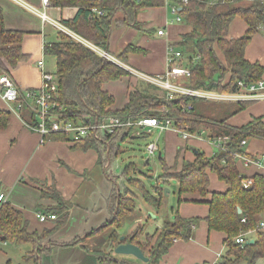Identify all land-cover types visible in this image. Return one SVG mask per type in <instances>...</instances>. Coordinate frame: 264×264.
<instances>
[{
  "label": "trees",
  "instance_id": "16d2710c",
  "mask_svg": "<svg viewBox=\"0 0 264 264\" xmlns=\"http://www.w3.org/2000/svg\"><path fill=\"white\" fill-rule=\"evenodd\" d=\"M178 8L182 23L190 31L182 36L179 47L189 46L188 56H183L190 69V76L186 86L191 89L214 90L218 94H234L241 89L238 82L245 86L262 80L264 69L258 63H250L244 57V52L252 37L264 27V0H249L243 5V0H189L182 4L180 0H171ZM153 5H163L151 0H49L48 7L77 8L76 17L70 22H61L73 34L88 41L97 48L106 51L109 35L113 26L133 25L137 27L136 15L138 10ZM104 13L98 15L92 10ZM122 12L123 18L116 19V13ZM98 15V16H97ZM239 17L247 26L245 34L237 39H227L231 21ZM23 34L8 31L4 28L2 10L0 8V72H6V65L10 69L19 63L27 61L22 53L21 42ZM59 41L47 43L43 46V53L56 59L55 82L57 92L52 98L56 107L52 113L62 114V120L73 124L86 123L99 117L132 116V117H169L190 132L205 131L208 140L227 138L224 148L217 149L213 156L207 157L203 152L196 151L192 162H183L178 171L166 167L162 163V180H174L178 185L179 197L183 194H196L201 198L209 195L206 201L208 215L204 219L210 231L221 232L225 235L226 252L220 264H254L258 259H264V228L259 227L264 217V179L253 176L251 187L244 189L242 181L247 179L236 169L235 153L246 154L240 146L250 138L264 139V123L260 118L253 119L241 127H230L226 124L228 117L214 119L201 114L198 107L191 102L196 98L181 97L173 101L157 98L139 90L128 94V100L120 110H112L114 99L102 90L105 83L118 81L129 73L107 61L96 52L76 41L65 33H59ZM187 47V46H186ZM143 50L129 45L117 56L124 62L129 53ZM6 64V65H5ZM206 102L207 100H203ZM254 101H238V113L246 109ZM22 107V106H21ZM20 107V108H21ZM22 110V108H21ZM21 112L25 126L37 124L33 112ZM10 115L0 112V130H4L9 123ZM49 118L46 119L48 125ZM94 132L72 144L75 150H94L98 155L99 164L103 158L112 159L120 152L119 144L133 137L130 129L122 128L114 134L105 136L104 142L94 139ZM68 141L70 137L64 133H51L43 140ZM215 150V149H214ZM135 166H127L121 176L123 186L113 189L109 196L112 216L98 230L87 235L90 237L102 230L113 227L116 230L124 226V222L136 208V197L159 210L162 206V192L160 187L146 189L141 180L132 178L136 173ZM208 172L216 174L219 181L229 187L224 193L208 192ZM47 194L56 206L49 209L50 213L58 216L56 226L41 235L28 233L22 213L8 203L0 207V239L14 245L28 244L31 250L26 253L23 261L39 264L36 255L42 250V243L64 222L66 213L63 203L55 190L48 188ZM139 195V196H138ZM180 198L178 202H180ZM240 208L241 213H237ZM244 219V222L241 220ZM200 219H184L177 213L172 220H165L160 229L152 234H145L143 227H138L128 237L125 243L139 246L148 258L147 263L136 259H116L113 249L119 242V235L113 231L108 238L111 244L108 251H98L96 256L99 264H158L177 239L187 240L193 226ZM255 233V240L249 243L245 239L244 245L235 243L241 234ZM73 244V242H72ZM7 264H11L7 262Z\"/></svg>",
  "mask_w": 264,
  "mask_h": 264
},
{
  "label": "crops",
  "instance_id": "0c3cea01",
  "mask_svg": "<svg viewBox=\"0 0 264 264\" xmlns=\"http://www.w3.org/2000/svg\"><path fill=\"white\" fill-rule=\"evenodd\" d=\"M159 1L163 5H153L138 10L136 22L146 28L155 27L152 29V35L157 36L156 32L158 30H165V35L160 37L164 41L147 43L150 44L152 51L140 45L143 36L139 39L140 43L131 44L133 42L132 39L136 37L133 36V33L138 29V24L137 27L131 24L120 25L118 27L113 26L106 49V52L115 58L129 45L142 49V52L129 53L125 61L120 62L130 69L147 76H158L164 73L168 45H172L185 57L188 56L187 52L189 50L188 45H186L187 47H179L177 44L181 42L182 36L190 31V28L187 25L181 28V26L177 25L180 23L173 22L174 16L170 13V7L174 6V3L171 0H151L153 3ZM248 2L249 0H243L242 4L247 5ZM0 8L2 10L4 28L8 31L23 34L21 50L27 57V61L19 63L13 69H10L5 64L7 71L0 72L7 74L11 78L19 94L18 102H6L0 96V112H7L10 115L7 127L4 130H0V193L6 196V203L22 213L27 232H35L41 235L56 226L55 220H47L44 223H40L35 216L37 212L50 213L49 209L56 206V203L47 196V194H50L48 188L52 187L62 200L63 212L66 213V217L55 232L49 235L42 243V250L36 255L39 264H53L50 258L54 253H60L62 250L60 247H72L76 251L79 256L74 264H99L96 252H106V249L90 250L93 255L84 253L81 250L86 248L84 243L89 242L98 233L90 237H87V235L102 227L112 216L109 196L113 189H117L116 183L107 173L112 159L104 157L100 165L96 151L92 149L86 151L75 150L72 148L70 139L68 141L47 139L40 143V135L28 130L21 118L22 110L32 112L31 100L27 93L30 90L40 88L42 83L41 72L45 71L55 76V57L46 56L43 53L44 44L58 42L60 39L58 29L53 23L59 24L72 21L76 17L78 9L69 7L59 9L51 6L44 8L41 0H0ZM41 13L45 14L46 20L39 16ZM115 18L122 19L123 13H116ZM246 31L247 26L244 21L236 17L229 25L227 39L240 38ZM244 57L248 62L258 63L264 69V27H261L252 37L245 49ZM40 61L43 64L42 68L38 67V62ZM126 61L129 62V65ZM128 73L148 86L139 85V83L131 85L129 80L127 81L128 85L124 88L118 83L122 82L125 77L118 81L103 84L102 90L114 99L112 110L122 109L128 100V94L135 90L159 99L164 98L165 92L161 88L155 85L152 86L151 83L145 82L130 72ZM262 81L264 82V73ZM115 83L117 84L114 86ZM109 84L111 90L105 87ZM115 91H120V95H116ZM206 103L208 102L206 101ZM254 103L257 104L249 109L248 115L244 114V116L231 121L228 119L226 124L230 127H241L256 118H260L262 123H264V101H254ZM20 104L22 105V110L18 107ZM194 105L196 107V104ZM204 109L205 107L202 104V108L199 110L202 115L214 119L218 118L217 120L222 119L221 117L215 118L211 116L210 112L203 113ZM223 116L225 117L226 114ZM173 135L176 134L172 131H167L164 136L162 135L165 145L164 152L173 147L172 153H170L171 159L167 161L161 159L159 157V155L161 156L160 145L156 144V146L157 150H159V161L162 160L166 167L176 171L180 169L183 162H192L195 159L196 151L200 150L207 157L213 156L216 151L213 150L208 139L203 136L200 139H192L194 140V147H199V149L192 151L193 154H189L188 151L184 152L182 142L181 145L179 142L175 144L174 146L180 145L179 151L181 152H177L174 156L175 147L170 144L175 140ZM243 149L246 155L250 157L264 155V139L253 138ZM182 155L183 159L181 160ZM235 165L240 175L247 179L253 176H261L264 179V164L245 167L243 162L236 161ZM208 178V192L224 193L228 190L227 184L219 181L216 174H208ZM166 193L168 194L169 192ZM179 198L180 202H178ZM179 198L177 197L176 206L170 205L171 214L167 210L169 207H163V202L159 210H154L149 205L146 206L147 204L145 203L139 205L134 210L136 218L130 228L135 227L129 233L122 231L129 216L121 229L116 230L113 227L104 229L110 230L107 244L108 238L113 231H116L119 236L128 237L138 227H143L145 234H152L156 229H160L165 220H172L174 214L177 213L184 219L198 218L200 220L193 226L190 237L187 240L177 239L173 241V245L158 264H220L221 258L226 252L224 245L225 235L221 232L210 231L204 220L208 215L206 201L209 195L201 198L196 194H183ZM148 212L153 214L155 218L151 219L150 216L148 217ZM244 238L248 241H254L256 236L254 232H249L244 234ZM0 247L3 249L11 247L13 249H9L7 252L5 250L0 252V264H7V262L11 264H33L32 261H23L26 253L31 250V246L28 244L14 245L4 241V239H0ZM53 247H56L54 248L56 249L55 251ZM72 249L71 251H73ZM113 256L116 259L126 258L134 260L130 256L120 257L114 254ZM240 264L246 263L242 262ZM254 264H264V259H258Z\"/></svg>",
  "mask_w": 264,
  "mask_h": 264
},
{
  "label": "built area",
  "instance_id": "2783aa9c",
  "mask_svg": "<svg viewBox=\"0 0 264 264\" xmlns=\"http://www.w3.org/2000/svg\"><path fill=\"white\" fill-rule=\"evenodd\" d=\"M182 4H187L189 0H180ZM42 6L48 7L49 0H41ZM178 7L171 6L170 13L174 16L173 22L181 23L182 18L178 14ZM98 15H102V12L95 9L92 10ZM39 16L46 20L44 13L39 14ZM53 25L58 29L59 33H65L75 39L76 41L82 43L92 51L99 54L101 57L109 62L117 65L118 67L138 76L145 82L151 83L165 92V100L173 101L176 98L189 97L197 98L202 100L215 99L217 101H264V82L258 81L255 84L245 86L242 82H238V87L241 89L238 93L234 94H218L214 90L205 91L202 89H191L186 86V81L190 76V69L186 65V60L183 58L182 53L175 49L172 45H168L167 53L165 58V70L164 73L158 76H147L130 69L129 67L122 64L118 59H116L111 54L103 51L88 41L78 37L64 27L61 23H53ZM157 36L162 37L165 35V30L160 29L156 32ZM42 62H38V67L42 68ZM41 86L37 90H30L27 95L31 100L32 112L37 119V124L33 126H26L28 130L36 132L40 135V143H43V137H47L51 133H64L68 134L70 137V142L73 144L81 138H84L90 132H94V139L98 142H104V137L114 134L116 131L122 128L130 129L132 136H144L151 134L152 131H157L158 133L172 131L177 135H180L183 140L202 138L205 136V131L199 133L190 132L187 127L183 128L180 124H177L174 119L169 117H132V116H107L99 117L93 121H87L86 123H76L65 122L62 120L64 117L62 114L52 113L51 110L56 107L53 101V97L57 92V85L55 82V76L51 73L42 71L41 72ZM0 96L6 102H18L19 94L18 91L11 80V78L5 74L0 73ZM20 104L18 107L20 108ZM49 118L48 125L46 119ZM228 141L227 138H220L216 140H208L211 143L213 149L217 150L224 148V144ZM240 146L244 148L246 142H241ZM157 150L156 143H149L146 145V151L148 154L152 155ZM236 161L243 162L245 167L251 165L264 164V155L261 156H248L244 154L233 155ZM242 187L247 189L251 187L252 180L245 179L242 181ZM6 202V196L0 193V207ZM36 218L40 223H44L47 220L54 221L57 216L54 214H43L42 212L36 213ZM244 222V219L241 220ZM260 228H264V217L259 223ZM235 243L239 245L245 244L244 234L239 235L235 239Z\"/></svg>",
  "mask_w": 264,
  "mask_h": 264
},
{
  "label": "rangeland",
  "instance_id": "374dc122",
  "mask_svg": "<svg viewBox=\"0 0 264 264\" xmlns=\"http://www.w3.org/2000/svg\"><path fill=\"white\" fill-rule=\"evenodd\" d=\"M177 25L181 26V28H183L185 26L184 23H180ZM154 28L155 27L146 28L144 25L138 24V29H136L137 31L135 30V33H133L134 34L133 36H136V37L132 39L133 42L131 44L140 43L139 39H141V36H143V38H142V42L140 43V45L142 47H145V49H151L150 44H147V43H155L156 41H164L163 38H160L156 35H152L153 34L152 29H154ZM131 35H132V33H131ZM151 51H152V49H151ZM142 56H140V57H142ZM126 63L129 65L128 61H126ZM129 80H130L131 85H134L135 83L136 84L139 83V85L143 84L145 86H148L147 84L141 82L140 79L133 77L131 75L126 76L124 78V80L122 82H119L118 84H121L125 88V86L128 85L127 81H129ZM116 84L117 83H115L114 86ZM105 87L107 89L111 90L110 84L106 85ZM120 93H121L120 91H115V94L118 96L120 95ZM207 102L208 103L204 102L202 99L196 98V101H193L191 103H192V105L196 104V106L198 107V110H201L202 104H203V106L205 107V109L202 111L203 113L210 112V115L215 117V118L221 117L222 119H224V118L228 117V119H230V121L235 120L236 118H238L240 116H244V114L248 115L250 112L249 109L252 106H254L255 104H257V103L252 102L246 109L234 114V112L237 108L236 107L237 102H234V101H217L215 99H213V100L207 99ZM224 114H226L225 117L223 116ZM231 117L232 118L234 117V118L232 119ZM165 133L166 132L157 133L156 131H152L151 134H147L144 136H133V137L127 139L125 142L120 143L119 144L120 152L117 155V157L112 158V160L110 161L108 169H107V173L111 176V179L116 183L115 185L119 186L120 189H122L124 179L121 177V174L123 173L124 169L127 166H129V165L135 166L136 167L135 168L136 173L132 174L131 177L138 179V180H141L147 189H151V187H155V186L160 187L162 195H163V201H162L163 207L164 208L169 207L167 210L171 214V208L170 207L172 205L176 206L177 197L179 198V195L177 192L178 185L174 180H170V179L169 180H162L160 178V176L162 175V163L158 159L159 150H156L152 155L148 154L146 151V145L150 142H155L156 144L160 145V153H161L160 157H161V159H165L166 161L168 159H171L170 153H172L171 151H172L173 147L164 152V146L165 145L163 142V136ZM159 136H160V138H158ZM173 137L175 140H173L170 144H172L174 146L175 144H177L179 142L181 145V142H182L184 152L188 151L189 154H193L192 151H194V149L195 150L199 149V147H197V148L194 147L195 146L193 143L194 140H192V139L182 141L183 139L181 138V136L177 135V134L173 135ZM252 139L253 138L248 139L246 141V144L248 142H250V140H252ZM180 145L174 146L175 147L174 148V156L177 152H181V151H179ZM186 145H187V147H186ZM165 156H166V158H165ZM182 159H183V155L181 156V160ZM208 174L214 175L213 173H210V172ZM165 190H167L166 192H169V193L167 194L165 192ZM143 204H144V202L141 200V198L136 197V207L138 208L139 205H143ZM146 206H148V205H146ZM163 213H165V212L163 211ZM135 214L136 213L133 212L128 217V219L126 221V225L122 229L123 232L127 231V233H129L132 229H134L135 226L133 228H130V226L132 225L134 219L136 218ZM147 215L149 217V212L147 213ZM150 218L153 219L152 217H150ZM146 230L148 231L147 228H146ZM109 233H110V230L107 229V230L101 231L96 236H93L89 242L84 243V246L86 248L84 250H81V251L82 252L84 251V253H88L89 255H93L91 253L92 250H99V249H101V250L106 249L107 250V248H108L107 237H108ZM69 247H71V246H69ZM54 248H56V247H53V249ZM60 248H62L60 253L59 254L54 253L52 255V257L50 258V261L53 264H74V263H76L79 255L76 254V251H74L72 249V247L71 248L60 247ZM9 249L13 250V249H11V247H6L5 249L0 247V252L1 251L3 252L4 250H5V252H7ZM64 249H66V250H64ZM71 249L73 251H71ZM55 250L56 249H54V251Z\"/></svg>",
  "mask_w": 264,
  "mask_h": 264
},
{
  "label": "water",
  "instance_id": "95a60500",
  "mask_svg": "<svg viewBox=\"0 0 264 264\" xmlns=\"http://www.w3.org/2000/svg\"><path fill=\"white\" fill-rule=\"evenodd\" d=\"M160 157V155H159ZM167 190H165L166 192ZM237 213L240 214L241 210L240 208L237 209ZM149 216L153 219L155 216L151 213H149ZM119 242H122L119 244L116 248L113 249V254L117 256H130L138 261H141L143 263L148 262V258L143 254L141 248L135 244L132 243H125V236L119 237ZM249 243H253L252 240L249 241ZM111 244L108 245L107 251L110 249Z\"/></svg>",
  "mask_w": 264,
  "mask_h": 264
}]
</instances>
